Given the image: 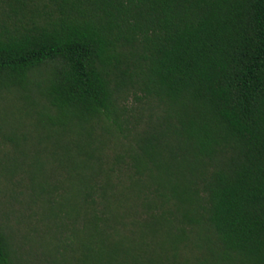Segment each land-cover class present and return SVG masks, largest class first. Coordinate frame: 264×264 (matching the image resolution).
<instances>
[{
  "label": "trees",
  "instance_id": "obj_1",
  "mask_svg": "<svg viewBox=\"0 0 264 264\" xmlns=\"http://www.w3.org/2000/svg\"><path fill=\"white\" fill-rule=\"evenodd\" d=\"M4 93L64 174L47 264H264V0H0Z\"/></svg>",
  "mask_w": 264,
  "mask_h": 264
},
{
  "label": "rangeland",
  "instance_id": "obj_2",
  "mask_svg": "<svg viewBox=\"0 0 264 264\" xmlns=\"http://www.w3.org/2000/svg\"><path fill=\"white\" fill-rule=\"evenodd\" d=\"M43 138L36 117L30 115L19 95H1L0 228L16 252L15 264H47L50 260V236L55 230L44 216L42 198L46 195L35 183L42 181L43 176L56 185L64 174L58 163L48 164L45 173L35 174L34 165L52 162L50 153L57 151Z\"/></svg>",
  "mask_w": 264,
  "mask_h": 264
}]
</instances>
